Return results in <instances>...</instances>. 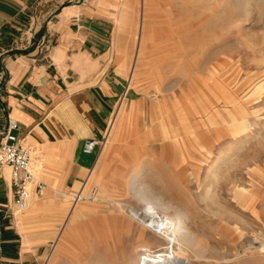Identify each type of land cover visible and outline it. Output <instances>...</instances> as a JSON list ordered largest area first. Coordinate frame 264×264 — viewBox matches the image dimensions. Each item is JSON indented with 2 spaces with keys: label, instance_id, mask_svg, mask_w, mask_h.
Instances as JSON below:
<instances>
[{
  "label": "rangeland",
  "instance_id": "1",
  "mask_svg": "<svg viewBox=\"0 0 264 264\" xmlns=\"http://www.w3.org/2000/svg\"><path fill=\"white\" fill-rule=\"evenodd\" d=\"M67 4L113 21L129 90L92 177L74 187L46 181L27 209L13 205L15 229L43 247L41 264H135L165 248L147 232L143 242L128 216L148 195L171 203L158 205L170 219L177 206L189 218L195 237L180 249L189 264H264V0ZM144 5L151 21L141 23ZM82 186H97V199L70 209ZM49 196L58 200L33 208Z\"/></svg>",
  "mask_w": 264,
  "mask_h": 264
},
{
  "label": "crops",
  "instance_id": "2",
  "mask_svg": "<svg viewBox=\"0 0 264 264\" xmlns=\"http://www.w3.org/2000/svg\"><path fill=\"white\" fill-rule=\"evenodd\" d=\"M69 1L0 0V143L9 117L32 153L38 179L74 187L92 177L101 156V144L87 154L85 142L106 138L114 107L129 87L113 21ZM146 10L141 23L149 20ZM13 198L11 172L3 167L0 264H41L43 247L10 219ZM47 198H33V208L58 200Z\"/></svg>",
  "mask_w": 264,
  "mask_h": 264
},
{
  "label": "bare ground",
  "instance_id": "3",
  "mask_svg": "<svg viewBox=\"0 0 264 264\" xmlns=\"http://www.w3.org/2000/svg\"><path fill=\"white\" fill-rule=\"evenodd\" d=\"M219 171L220 170L216 169L212 172V180H216L219 177ZM90 175L91 173L89 174V177ZM134 192L137 195L146 193L143 192L141 188L135 189ZM211 193L212 190L211 188H209L206 196L207 199L211 200L213 198L212 196L214 195ZM143 198L144 200H146L147 206L144 209H131L128 216L131 221L136 222L141 226L140 230L144 232L143 236H141L143 242L146 241L145 233L147 232L154 235L157 239L165 242L166 246L165 248L157 252H149L145 250L139 253L138 260L135 264H189L187 258L183 255L180 249L182 246V241H186L189 243L191 241L193 242L192 239H194L195 234L189 226V218L187 217L184 210L179 206L173 208L175 210V220H172L166 214H162L158 211V205L169 209L172 208L170 202L169 204L167 203V205H161V198L159 197V199L158 196L153 197L148 195L144 196ZM99 199L104 200L101 197H99ZM78 203L72 204L70 209H74L78 205Z\"/></svg>",
  "mask_w": 264,
  "mask_h": 264
},
{
  "label": "built area",
  "instance_id": "4",
  "mask_svg": "<svg viewBox=\"0 0 264 264\" xmlns=\"http://www.w3.org/2000/svg\"><path fill=\"white\" fill-rule=\"evenodd\" d=\"M17 124L8 117V127L4 136V141L0 143V169L8 167L11 172V184L13 190V203L19 210L23 211L29 207L32 194L43 196L46 185L38 179L33 171L32 153L29 148L22 145L21 141L14 133ZM103 141L87 140L83 146V151L92 153L96 146ZM98 187L93 186L90 191L85 192L82 186L72 197V204L83 200L97 199Z\"/></svg>",
  "mask_w": 264,
  "mask_h": 264
}]
</instances>
